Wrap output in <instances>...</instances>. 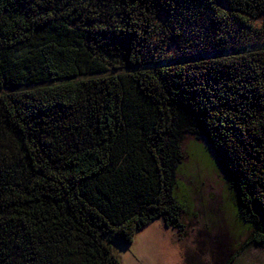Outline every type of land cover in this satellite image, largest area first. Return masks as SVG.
I'll return each instance as SVG.
<instances>
[{
    "label": "trees",
    "instance_id": "1",
    "mask_svg": "<svg viewBox=\"0 0 264 264\" xmlns=\"http://www.w3.org/2000/svg\"><path fill=\"white\" fill-rule=\"evenodd\" d=\"M2 90L0 264H120L106 238L180 229L187 136L264 248V0H0Z\"/></svg>",
    "mask_w": 264,
    "mask_h": 264
},
{
    "label": "rangeland",
    "instance_id": "2",
    "mask_svg": "<svg viewBox=\"0 0 264 264\" xmlns=\"http://www.w3.org/2000/svg\"><path fill=\"white\" fill-rule=\"evenodd\" d=\"M213 56L217 54L195 59ZM182 152L174 194L185 208L182 227L167 229L155 220L138 231L130 244L106 238L113 256L120 264H264V248L250 242V229L237 217L226 175L206 140L187 136Z\"/></svg>",
    "mask_w": 264,
    "mask_h": 264
}]
</instances>
